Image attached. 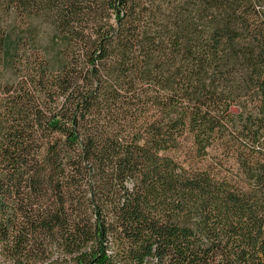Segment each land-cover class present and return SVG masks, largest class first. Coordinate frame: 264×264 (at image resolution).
Returning <instances> with one entry per match:
<instances>
[{"label": "trees", "instance_id": "obj_1", "mask_svg": "<svg viewBox=\"0 0 264 264\" xmlns=\"http://www.w3.org/2000/svg\"><path fill=\"white\" fill-rule=\"evenodd\" d=\"M143 1L47 0L33 9L57 17L60 58L26 51L20 38L5 49L4 65L22 49L27 63L16 98L0 101V196L5 188L1 197L25 218L12 237L0 220V243L16 253L14 264H23L32 240L58 243L63 260L52 264H264V166L241 164L254 184L235 190L160 157L186 129L182 103L198 142L199 132L214 133L216 83L226 77L223 113L242 101L232 129L258 124L243 139L264 142V105L250 107L257 96L264 101V18L261 25L251 17L264 1L184 0L191 9L159 32L147 24ZM14 5L24 9L23 0ZM177 90L191 96L178 101ZM140 93L151 102L136 107ZM195 102L206 110L192 113ZM152 109L170 120L128 123L137 114L147 122Z\"/></svg>", "mask_w": 264, "mask_h": 264}, {"label": "rangeland", "instance_id": "obj_2", "mask_svg": "<svg viewBox=\"0 0 264 264\" xmlns=\"http://www.w3.org/2000/svg\"><path fill=\"white\" fill-rule=\"evenodd\" d=\"M46 1L47 0H23L22 7L24 9L40 7L47 8ZM218 3L224 4L225 2L219 1ZM14 4H16V0H0V39L1 36H7L8 41L17 40L20 36H22V32L25 31V35L28 36V39H33V44L31 46L35 47V49L40 48V51L46 52L44 54L42 53V56H46L48 60H53L55 56L60 58L61 45L56 44L55 46L52 42L55 34L57 37L59 36L56 33L55 27H52L50 24V22H52L57 26V17H54L52 14L48 15L42 13L41 10L33 14L27 11H21L15 15H13L14 13L12 15H8L6 11L8 12L12 8L16 7ZM140 5H142L141 9L146 15L147 24H149L150 28L155 32L164 30L165 25L169 26L167 30L172 29L174 25L179 22V18L177 19V17H179L181 10L184 7L191 9V6H187L184 0H144L140 3ZM218 8L227 14V8H225V6H219ZM223 19L224 18L222 16L214 14V21L216 25L217 23L222 24ZM149 31L151 33L153 32L151 30ZM68 47L70 56L79 55L80 52L77 51L76 47H73L72 45H69ZM77 60L80 61L81 66H84L82 60ZM20 66V61L18 65L19 69H16L15 71L5 70L2 66H0V84H3V87H5L6 83L13 85L22 79L23 76L20 75L19 71ZM56 70L54 69L52 72L55 73ZM217 80L218 79H216V81ZM216 84V88H221L217 93L222 96V101L226 99L227 102V77L224 81H217ZM208 88H211V91H213L212 87L208 86ZM176 92L179 94L175 95L178 101H180V99L184 102L187 100V97L182 95L184 93L186 94L187 91L182 90L183 93H180L179 90H177ZM186 95L191 96V93ZM0 96L6 97L5 92L1 91ZM257 99L261 100V103H259V100ZM242 100L244 102L246 99ZM222 101H219L221 107L217 103L215 105L217 108L213 109L215 111L213 114L217 117L215 121V133L209 134V132L204 133L202 131L199 136L201 144H196L195 134L187 127L183 134L181 133L180 135H177L178 141L176 142L178 143L176 147L167 152H163L162 154L168 156V158H172L178 165L183 167L187 173L198 172L202 174H209L211 179L219 185H225L226 188L228 187L235 190L250 188L251 184H254V182L245 176L240 165L248 163L244 167L250 165L252 167L255 166L260 168L264 166V142L260 145H253L251 144V141L242 140V138L249 136L258 124H255V128L251 129L250 132H244L241 125L236 131L232 129L234 126L229 118L235 119L240 116L241 110L239 109V106L242 105V101L236 102L232 105L230 104V109L225 113H223L225 107L223 106ZM259 104L264 105V101L257 96L254 103L252 105L250 103V107L252 109H256ZM186 109L188 110L184 103L179 105L178 110H182L179 113L183 112L185 116H188V119L186 120L187 122L192 115H190L189 111L186 112ZM210 109L212 111V108ZM3 110L4 108L0 107V113ZM203 110L205 111V109ZM258 111L262 110L259 109ZM151 113L153 119L151 121L156 120L160 122L164 120V115H161L162 112L152 109ZM130 114H133V110ZM1 117H6V115L2 116L1 114ZM140 118L141 117L137 114L136 116L129 118L128 123L133 124L135 122L136 124V122L140 121ZM169 120L170 119H168V121ZM164 122H166V119ZM177 122H175V124L171 123L172 126L179 125ZM139 124H141V121ZM241 130L244 132V135L241 134ZM203 146H205L204 149L207 150L204 153H201V151H199V147L202 148ZM250 146H253L251 147V151L255 148L253 151L254 159L249 158L250 152L248 151ZM0 167H3L2 164H0ZM2 190V195H4L5 188ZM0 199L4 201V204L0 205V220H3L5 225L9 227V236H15V234L20 231V225L24 222L25 218L23 217L20 208L15 205L16 203L11 200L9 201V199L8 201L6 199L4 200L1 196ZM30 240L32 239L30 238ZM6 242H9V240ZM7 246L8 244L4 247L0 243V264H14L17 261H20L18 260V257H15L16 253H11ZM61 251L58 243L53 241L48 242V240H38L33 242L32 240L30 243L25 242L24 256L21 257L23 259L21 262L23 264H52L56 260H63V254Z\"/></svg>", "mask_w": 264, "mask_h": 264}, {"label": "flooded vegetation", "instance_id": "obj_3", "mask_svg": "<svg viewBox=\"0 0 264 264\" xmlns=\"http://www.w3.org/2000/svg\"><path fill=\"white\" fill-rule=\"evenodd\" d=\"M261 1H264V0H261ZM255 7L253 8L254 10L252 11V15H251V17H254L255 16V18H256V21H258L261 25H262V22H263V18H264V3L262 2L261 3V6L260 5H254ZM21 11H27V12H30L31 14H33V13H35V12H39L40 11V9H32V11L31 10H29V9H21V10H15V12H13V11H6V13L8 14V15H12L13 13V15H15V14H18V13H20ZM42 13H45V14H47L45 11H41ZM49 15V14H48ZM113 17V19H112V24H115V17L114 16H112ZM48 20V19H47ZM253 20V19H252ZM8 21V20H7ZM49 21V20H48ZM50 22V21H49ZM50 24H51V26L52 27H55V29H56V24L55 23H52V22H50ZM25 31H23L22 32V36H20V44H21V47H23L26 51H35V52H39V50H40V48H37V49H35V47H33V46H31L32 44H33V39H28V36H26L25 35ZM55 39H56V34H55V36H54V38H53V40H52V42L54 43L55 42ZM11 43V41H8V39H7V36H1V39H0V66H2V68L3 69H5V70H11V71H15L16 69H19L18 68V65H19V61L21 62V66H20V75H22L23 77H22V79L21 80H19L17 83H15V84H10V83H6L5 84V87H3L2 85L3 84H0V92L1 91H4L5 92V94H6V97H2V96H0L1 97V99H0V101H5L6 100V102H11L12 101V99L15 97L16 98V95H15V93H13V91L15 90V87H17V86H19L22 82H24V78H25V76H27L26 74H27V72L26 71H24V69H23V67L27 64L26 62H25V58L26 57H24V56H21V55H23V54H25V52H24V50L22 49V51H21V53H20V55L19 56H16V57H14V60H15V62L14 63H6V65H4L5 64V61L6 62H8V56L6 57V56H4V54H5V49L7 48V45L9 46V44ZM27 48V49H26ZM26 73V74H25ZM56 73V72H55ZM12 85V86H11ZM10 87L12 90L11 91H7L6 89H7V87ZM143 90H145V88H143ZM146 91V90H145ZM183 93V92H182ZM152 96V95H151ZM6 98V99H5ZM12 98V99H11ZM136 98V97H135ZM134 98V100H133V102L132 103H134V106H136V107H139V103L140 104H143L142 102H151V100H150V98H149V96L147 97L146 95H144V94H142V93H140L139 95H138V98H140L141 99V101L137 98V99H135ZM164 102L166 103V98H165V100H164ZM196 103V102H195ZM198 104H200V103H196V106H194L193 107V109H191L192 110V113H198V112H200V111H204L203 109H202V107H200V106H198ZM201 106H203V104L201 105ZM1 107V106H0ZM187 108H190L189 106H186ZM3 108H4V106H3ZM239 109L241 110L240 112H242V108L239 106ZM134 110V109H133ZM135 110H136V108H135ZM206 110V109H205ZM132 111V110H131ZM163 111V110H162ZM3 113H4V110H3ZM0 114H2V112L0 113ZM133 114H134V111H133ZM132 114V115H133ZM5 114H2V116H4ZM162 115V114H161ZM182 115V114H181ZM1 116V115H0ZM134 116V115H133ZM178 116H180V113H179V111H178ZM130 118H132V117H130ZM164 120L166 119V116L164 115ZM173 118H175V116L173 117ZM151 120H153V119H151V117L149 118V120L146 122L145 120H143V117H142V119L140 120L141 121V124H147V127H151V126H153L154 124H156V123H159L158 121H156V120H154V121H151ZM166 122H168V119H166ZM160 123H163L162 121H160ZM187 124V126H186V128L188 127V128H190V126H189V124H190V121H187L186 122ZM164 124V123H163ZM241 127H242V125H241ZM190 130V129H189ZM191 131V130H190ZM192 132V131H191ZM192 133H194V132H192ZM200 133L201 132H199L198 133V135L200 136ZM205 133V132H204ZM214 133H215V131H214ZM195 134V140H196V144H201V140H200V142H198L197 141V139H196V133H194ZM242 140L244 141L245 139H243L242 138ZM251 144H252V142H251ZM260 145V144H262V142H260V143H254L253 145ZM198 147V146H197ZM204 147L205 146H203L202 148H200L199 147V151H201V153H204L207 149H204ZM251 147H253V146H250V148H249V151L248 152H250V155H252V154H254V150H255V148H253V150L251 151ZM174 149V148H173ZM202 149H204V150H202ZM167 151H169V150H162L161 152H160V157H168V156H166V155H163L162 153L163 152H167ZM206 155V154H205ZM170 159H172V158H170ZM173 160V159H172ZM174 161V160H173ZM175 162V161H174ZM176 163V162H175ZM177 164V163H176ZM178 165V164H177ZM179 166V168H182L183 170H184V168L183 167H181L180 165H178ZM185 171V170H184ZM244 172V171H243ZM192 173H198V172H192ZM209 175V174H208ZM129 186H131L132 187V184L131 183H129ZM1 196H3V195H1Z\"/></svg>", "mask_w": 264, "mask_h": 264}]
</instances>
